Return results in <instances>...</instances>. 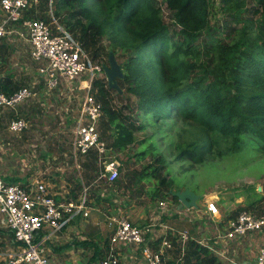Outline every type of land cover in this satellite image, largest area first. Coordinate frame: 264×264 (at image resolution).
Segmentation results:
<instances>
[{"label":"rangeland","instance_id":"obj_1","mask_svg":"<svg viewBox=\"0 0 264 264\" xmlns=\"http://www.w3.org/2000/svg\"><path fill=\"white\" fill-rule=\"evenodd\" d=\"M235 1L239 8L244 9L241 17L249 18L253 0ZM208 2L209 25L220 30L217 37L227 40L235 33L230 31V27L240 26L241 23L235 25L227 19L230 9L223 6L221 0ZM155 3L161 8L164 22L174 32L177 28L164 0H155ZM37 9L39 16L33 17L45 21L51 19L50 13L56 17L55 12L64 11L59 8L56 0L47 5L39 2ZM250 17L255 19L258 15ZM205 37L202 34L200 40ZM100 42L104 46L107 44L105 39ZM86 49L92 60L107 64L104 52L100 51L99 55L93 56L90 49ZM39 65V62L30 58L29 46L25 40L15 35L0 40V80L10 78L12 84L28 86L35 92L12 112L13 115H21L26 119L28 125L25 130L9 132L7 124L11 110H0V176L5 182H13L6 178H18L19 181L16 182L20 184L41 179L53 186L51 192L70 191L73 199L82 195L85 189V197L91 208L86 224L104 220V214H120L133 222L139 209L143 211L150 206L148 214H158V203L161 200L166 202L167 209L164 211L174 210V202L169 198H160L161 194L158 198L151 199L153 191L157 189L160 192L188 189L198 195L200 207L212 204L219 211L216 205L218 202L227 216L236 215L242 208H247L256 215L264 214V152L255 145V141L254 144L250 142L252 139L249 136H243L238 150L228 151L222 145L219 151L213 145L208 152L202 151L199 160L188 159L179 154L183 147L194 140L208 144L206 140L211 138L206 136L198 123L184 120L172 113L170 118L161 121L140 118L138 123L144 127L134 131L135 142L125 149H110L107 141L102 139L106 144L105 154H100L95 148L82 155L74 153L73 128L79 103L86 92L87 75L83 74L74 81L62 82L54 90H46L37 73ZM97 79L106 80L104 72L100 76L96 75L92 82ZM42 85L44 88L41 89ZM91 85V93L97 96L94 83ZM134 103L132 96L110 91V106L114 109L122 108L126 116L133 112ZM101 125L100 120V136ZM139 152H145L143 157ZM110 160L118 163V177L112 183L99 178L103 161ZM154 167L157 170L153 175L150 172ZM162 178L165 179V185L159 184ZM190 211L194 213L196 208L192 207ZM226 215L222 223L211 218L206 220L200 215L203 229L194 238L208 240L215 233L216 226L224 231L227 226ZM188 221L186 227L189 231L198 224L195 218ZM255 234H246L240 243L233 241L226 246L224 241L218 245L209 240L208 244L220 250L222 255L210 252L219 264H242L246 260L249 261L248 264H255L254 257L259 247L258 238L252 239ZM73 236L74 233L71 237ZM76 239L74 237L73 242H77ZM178 254L177 248V257Z\"/></svg>","mask_w":264,"mask_h":264},{"label":"trees","instance_id":"obj_2","mask_svg":"<svg viewBox=\"0 0 264 264\" xmlns=\"http://www.w3.org/2000/svg\"><path fill=\"white\" fill-rule=\"evenodd\" d=\"M208 1L164 0L177 28L171 32L155 0H56L64 11L54 15L81 46L93 56L104 52L106 61L113 51L121 66L123 77L116 82L122 92L109 87L105 79L92 82L103 109L101 137L110 149L122 150L135 142L134 131L144 127L140 118L161 121L175 113L198 123L211 138L208 144L194 140L183 147L179 154L188 159L199 160L202 151L213 145L219 151L222 145L228 151L238 150L244 135L264 152V0H253L251 11L247 9L250 16L258 15L255 19L242 18L244 9L235 0H221L230 9L227 19L241 23L230 27L235 33L227 40L217 37L220 30L209 25ZM40 2L47 5L48 0ZM202 34L206 37L200 40ZM19 87L10 78L0 80V90L7 94ZM109 88L134 98L129 116L110 106ZM159 184L165 185V179ZM159 194L177 202L170 190L157 189L151 198ZM93 249L91 258L96 260L102 253L96 243ZM183 261L219 264L208 248L191 237L185 242Z\"/></svg>","mask_w":264,"mask_h":264},{"label":"built area","instance_id":"obj_3","mask_svg":"<svg viewBox=\"0 0 264 264\" xmlns=\"http://www.w3.org/2000/svg\"><path fill=\"white\" fill-rule=\"evenodd\" d=\"M39 2L40 0H0V40L14 33L29 44L30 58L40 63L37 73L46 90H53L62 82L74 81L83 74L87 75L86 92L79 103L73 128L72 151L82 155L95 148L100 154H105L106 144L99 132L103 109L91 93L90 87L96 75L103 73V64L92 60L79 41L52 13L49 21L39 17H26L25 11ZM48 2L50 4L52 0ZM18 25L20 29L17 28ZM34 94L28 86H21L9 94L0 90V108L16 110L19 104ZM27 125L24 117L15 114L9 119L7 127L9 132L15 133L25 130ZM102 165L99 178L104 182H114L118 177V163L110 160L103 161ZM50 189L51 186L41 179L20 184L5 182L0 176V213L6 228L18 244V250L9 253L5 260H0V264H55L47 254L45 242L66 222L77 217L88 218L91 208L85 197V189L84 195L76 200L70 196L67 199L57 198ZM165 203L163 200L158 203L160 209H167ZM209 206L214 205L208 204V210ZM214 209L216 211L215 207ZM214 209L210 210L211 214ZM104 217L112 233L99 264H122L118 252L120 245L140 249L144 264H186L182 254L172 263L163 258L161 248L155 250L148 244L149 239L155 241L159 238L160 247L170 248L167 226L160 224V234L156 235L157 223L138 226L131 224L120 214H104ZM226 222L224 231L216 226L212 237L208 240L199 239L197 242L215 255H222L220 250L208 244L209 240L218 245L224 241L226 246L233 241L240 243L246 234L264 235V214L256 215L247 208H242ZM43 226H46V233H41ZM180 234L184 243L189 238L187 231ZM254 260L255 264H264V240L259 245Z\"/></svg>","mask_w":264,"mask_h":264},{"label":"crops","instance_id":"obj_4","mask_svg":"<svg viewBox=\"0 0 264 264\" xmlns=\"http://www.w3.org/2000/svg\"><path fill=\"white\" fill-rule=\"evenodd\" d=\"M37 7H39V3L35 7L33 6L27 9L25 11V16L30 18H34L33 16H39ZM17 28L20 29V26L18 25ZM11 35H15V34L13 33ZM3 109L4 108H0V110ZM8 110H11L10 114H12V112L14 111L13 109H8ZM52 187L53 186L51 185V188ZM55 194L57 198L67 199V196H70V191H65L63 193L55 192ZM70 197L72 198L73 196ZM76 199H78V197H76L75 200ZM216 205L220 209L219 210L220 212L217 209L215 211L214 209L215 206H209V209L211 211L212 209H214V212L211 214V211L208 210V205L205 207V204H203V207H200L199 202L196 201V206H193L196 208V211L192 213L190 211L192 207L188 208L185 206H180L179 201L177 200V202L172 203L174 210L172 209L169 210L168 212L164 211L166 209H160V207L158 214H154V213L148 214L150 210V206L149 208H145L143 211L139 209L137 218H134V221L130 223L138 226H143L145 224L152 222L157 223V230L155 231L156 235L160 234V227H159L160 224L163 226H167L168 230L166 233L168 240L171 242L170 248L160 247L159 238L156 239L155 241L149 239L148 244L155 250L161 248L163 251V258H165L169 262L174 263L175 260L177 259V248L179 251L178 256L181 254L183 255L185 242L188 240L187 239L184 243H182V240L180 238L181 235L180 233L182 231L184 230L187 231V235L189 238L191 237L196 241H198V239L194 238V236H196V234L203 229V226L200 225V217H201L200 215H203L202 217H204L205 219L211 218L214 219L215 222H219V223L223 222L222 219L226 214L222 210L218 202H216ZM234 216H227V220L233 218ZM194 218L198 224L189 231L187 230L186 224L189 222L188 219L193 220ZM86 219L87 218L83 219L77 217L71 221L66 222L61 226L59 230H57L54 233L51 239L45 242V246H47V254L50 256V258L54 261L55 264H94V263L99 264V259L106 252L105 246L108 242L109 235L112 233V230L110 226L107 225L105 219L102 221H95L87 224H86ZM46 231H47L46 226H43V230L41 231V233H46ZM163 232H164V227H163ZM73 233L74 236L71 237ZM74 237L77 238L76 239L77 242L86 241L89 242V244L77 245L75 244L77 242H73ZM252 237H253L252 239L258 238L257 239L258 246L264 240L263 234H255ZM95 243L97 244L98 249H100L102 253L101 257L98 258V261L97 259L94 260L91 258V255L93 253V251L91 252V249L94 250L93 244ZM16 250H18V244L13 240L12 234L6 228V225L4 224L3 216L0 213V260H5L9 253ZM118 252L120 254V260L122 264H144L140 249L135 250L134 246L120 245V247L118 248ZM248 263L249 261L247 260L242 262V264H248Z\"/></svg>","mask_w":264,"mask_h":264},{"label":"water","instance_id":"obj_5","mask_svg":"<svg viewBox=\"0 0 264 264\" xmlns=\"http://www.w3.org/2000/svg\"><path fill=\"white\" fill-rule=\"evenodd\" d=\"M107 84L111 88L118 89L121 92V89L117 85V78L123 77V72L121 66L119 65L117 59L114 56L113 51H109L107 56V64H103L102 66ZM172 196H176L179 201L180 206L185 207H193L196 206V201L198 199V195L188 189H184L181 191H170Z\"/></svg>","mask_w":264,"mask_h":264}]
</instances>
